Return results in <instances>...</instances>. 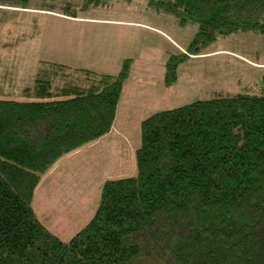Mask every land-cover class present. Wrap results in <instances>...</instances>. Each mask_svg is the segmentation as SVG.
<instances>
[{"label":"trees","instance_id":"obj_1","mask_svg":"<svg viewBox=\"0 0 264 264\" xmlns=\"http://www.w3.org/2000/svg\"><path fill=\"white\" fill-rule=\"evenodd\" d=\"M39 1L56 0L0 8ZM150 1L197 23L196 53L183 57L218 37L264 36V0ZM177 61H166V85ZM129 66L111 75L49 64L19 100L0 98V264H264V75L258 94L215 93L143 119L135 173L106 180L92 218L67 241L37 218L44 175L112 129Z\"/></svg>","mask_w":264,"mask_h":264},{"label":"rangeland","instance_id":"obj_2","mask_svg":"<svg viewBox=\"0 0 264 264\" xmlns=\"http://www.w3.org/2000/svg\"><path fill=\"white\" fill-rule=\"evenodd\" d=\"M85 1L32 2L26 10L0 8V98L11 94L19 100V89L40 78L42 71L51 74L45 61L114 75L130 59L131 81L135 76L137 86L150 84L137 89L142 93L134 86L125 89L122 113L131 116L125 122L120 118L116 128L125 126L129 141L116 133L102 137L96 145H84L62 157L42 178L32 207L37 218L63 241L92 218L106 180L135 173L134 154L141 145L143 119L210 99L215 93L258 94L264 75V36L240 32L218 37L200 45L201 54L183 57L184 50L196 53L188 45L197 23L181 24L180 15L157 9L150 0H104L106 5L88 12L83 11ZM49 7L66 16L74 13L101 21L78 22L32 10ZM94 55L109 61L96 63ZM169 56L178 60L176 79L165 86L163 65ZM140 264L161 262L148 259Z\"/></svg>","mask_w":264,"mask_h":264},{"label":"crops","instance_id":"obj_3","mask_svg":"<svg viewBox=\"0 0 264 264\" xmlns=\"http://www.w3.org/2000/svg\"><path fill=\"white\" fill-rule=\"evenodd\" d=\"M100 7V6H99ZM99 7H95V6H90V7H85L83 8V11L85 12H88V11H93ZM54 9H57V8H53V7H49V8H41V9H37V8H33L32 10H35V11H38V12H41V15H44V14H50V15H54V16H58V17H63V18H66V19H71L73 21H78V22H99L101 20L99 19H95V18H89V17H78L76 15H73L74 13H71L72 15L71 16H66V15H63L60 11H55ZM133 27V26H131ZM143 27H146V26H143ZM169 41L171 43H173L175 45V47H177V49L179 50H182L181 47H179L178 45H176V43L172 40L169 39ZM94 60L96 63H102V64H107L108 63V58H103V57H98V56H95L94 55ZM46 63H49V64H56L55 62H51V61H45ZM166 62V61H165ZM132 64V63H131ZM67 66V65H65ZM164 66V71H163V83L165 86H171L170 85H166V83L164 82V76H165V64L163 65ZM70 68H76V67H72V66H68ZM95 72V71H94ZM99 73V72H97ZM129 73V71H128ZM100 74H107V73H100ZM135 80H136V77L133 76L132 78V81H131V76L129 77V74H128V77L123 81L122 83V88H121V94H120V98L118 100V103H117V106H116V112H115V118H114V122H113V125H112V129L110 130V132L106 135H104L103 137L107 136V135H112L113 133H116L117 135H119L120 138H123L125 139V141H129L127 139L128 137V134L129 132L127 133L126 129H125V126H123L121 129H117L116 126L117 124L120 122V118H121V121L125 122L126 118L128 116H131V114H128V113H122V108L123 106L125 105L124 103V94H125V89L126 87H135L136 90L139 89L141 90L144 86H148L150 85L149 83H142L140 86L136 85L135 84ZM138 84V83H137ZM153 85V84H152ZM135 90V91H136ZM142 91H138L137 90V93H139ZM132 123H130L131 125ZM129 127V125H127ZM140 126V125H139ZM102 138V137H101ZM99 138L98 140L92 142V143H89L87 145H96L98 143V141L101 139ZM121 142H123V140H121ZM101 143V142H100ZM85 147V146H83ZM107 150L111 151L108 146L105 147ZM41 183V182H40ZM39 187V186H38ZM38 189V188H37ZM36 189V190H37Z\"/></svg>","mask_w":264,"mask_h":264}]
</instances>
